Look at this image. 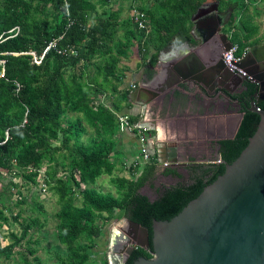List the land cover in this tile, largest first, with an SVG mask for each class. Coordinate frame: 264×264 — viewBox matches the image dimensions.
<instances>
[{
	"label": "trees",
	"instance_id": "1",
	"mask_svg": "<svg viewBox=\"0 0 264 264\" xmlns=\"http://www.w3.org/2000/svg\"><path fill=\"white\" fill-rule=\"evenodd\" d=\"M66 1L69 17L64 0H0V174L10 175L8 194L16 205L27 203L13 180L19 177L23 185L43 183L56 196V236L66 255L58 256L55 264H109L106 258L91 257L104 226L123 217L146 228L151 239L153 220L171 219L223 174L225 165L247 146L260 118L246 110L235 136L218 142L219 159L188 166L187 178L169 168L159 174L150 153L139 174L116 175L111 155L117 115H128L134 124L138 119L130 113V91L120 88L127 70L120 68L121 59H128L136 47L137 68H144L150 80L162 51L191 41V17L205 0H131L128 10L134 8L144 29L134 17L121 19L123 7H110L115 0ZM219 1L221 8L238 7L232 0ZM97 7L103 10L98 13ZM231 23L235 31L230 40L238 45V55L264 40H251V32L236 37L237 27ZM51 41L56 49L35 64L31 53L40 56ZM68 49L76 54L57 52ZM256 107L264 110V103ZM88 129L93 134L83 141ZM102 175L108 176L115 193L95 189ZM159 176L180 181L156 187ZM145 188L155 197L145 194ZM30 209L42 210L38 205ZM13 221H19L21 232H11V241L3 245L2 227L8 219L0 210V259L17 254L22 264H43L29 246L30 238L26 251L18 248L44 223L38 217L20 220L19 213ZM150 252L151 242L148 251L136 249L126 264L150 258Z\"/></svg>",
	"mask_w": 264,
	"mask_h": 264
},
{
	"label": "water",
	"instance_id": "2",
	"mask_svg": "<svg viewBox=\"0 0 264 264\" xmlns=\"http://www.w3.org/2000/svg\"><path fill=\"white\" fill-rule=\"evenodd\" d=\"M218 5L200 7L191 17L192 33L199 37L192 52L169 69L163 81L165 70L158 66L160 71L148 82L129 92V102L144 105L185 85L197 103L207 108L212 102L221 104L228 87L236 88L242 81L257 85L256 102L264 101V41L248 48L238 63L247 77L231 73L223 63V53L232 44L223 32L231 13L229 9L220 12ZM249 111L260 120L247 146L177 215L169 220H153L151 239L148 230L138 223L126 218L114 220L106 255L109 264H117L115 257L123 264L138 248L148 251L150 242L151 257H141L133 264H264V110L253 104ZM242 118L243 114L230 139ZM187 164L171 163V167L184 168ZM118 239L123 243L120 250H115Z\"/></svg>",
	"mask_w": 264,
	"mask_h": 264
},
{
	"label": "crops",
	"instance_id": "3",
	"mask_svg": "<svg viewBox=\"0 0 264 264\" xmlns=\"http://www.w3.org/2000/svg\"><path fill=\"white\" fill-rule=\"evenodd\" d=\"M232 1L238 3L237 8H221L219 0H205L200 7L210 9L212 5L218 3L220 12L230 10L231 15L228 23L230 31L229 34L226 32L228 36L233 35L235 31L234 28L230 27L231 21L234 19L239 21L241 20L240 18L251 13L252 20L258 25L255 32L257 33L256 39L264 38V1L257 2L253 0L255 5H261V7L257 6L255 8L251 6L250 0ZM130 4L131 0H115L112 2V8L116 9L121 6L124 13V10L127 11ZM102 10L97 7L98 13ZM128 11H130L129 17L135 14L134 8ZM193 29L194 25L192 24L191 41L181 43L169 49L167 48L160 53L155 70L157 73L160 71V67L158 66L164 68L165 75H163L164 77L161 78V81L169 76V69L172 70L174 65L180 64L192 52L193 47L199 44V37H194L192 33ZM247 31H240L242 33L240 37L242 38ZM253 39L251 37V40ZM136 53L130 65L126 63V76L123 84L120 86L121 89L125 88L130 92L135 86L140 85V83L148 82L144 76V68H137L140 58L138 52ZM189 92L188 87L181 85L173 93H166L159 99L153 98L151 102L144 105L131 102L130 113L138 118L135 122L136 125L149 132L150 138L147 149L157 160L158 173L163 172L164 168L162 164L164 162L182 164L190 161L198 162L200 155H207L217 141L228 140L231 137V112L226 102L221 100V104L217 105L212 102L207 108H204L197 103V99L192 94H189ZM149 96L147 97L151 98ZM114 139L116 142L115 152L111 156L116 161V173L127 172V176H120L125 178H130L134 173L139 174L144 162L140 155L136 134L117 129L114 133ZM216 159H219V156L211 162ZM169 168L176 170L182 178H185L182 172H180L181 167L172 168L170 166ZM160 178L168 179L171 184L180 181L171 176Z\"/></svg>",
	"mask_w": 264,
	"mask_h": 264
},
{
	"label": "rangeland",
	"instance_id": "4",
	"mask_svg": "<svg viewBox=\"0 0 264 264\" xmlns=\"http://www.w3.org/2000/svg\"><path fill=\"white\" fill-rule=\"evenodd\" d=\"M257 1V0H255ZM128 2V1H127ZM258 2V1H257ZM255 2L253 0H250V4L253 8L255 7H261V5H255ZM258 4V3H256ZM124 5V4H122ZM112 7V3L110 5ZM125 7V6H124ZM126 8V7H125ZM102 9V8H101ZM255 10V9H252ZM121 14V19H125L129 16L130 11H126ZM100 13V12H99ZM254 15V13H253ZM241 17V15H240ZM251 13H248L244 17L240 18L241 20L236 21L233 20V23L237 27V34H235L236 37L241 36L240 31H247V33L251 32L250 37L256 39L257 33V27L258 25L254 23V20H252ZM92 22V21H91ZM244 26H242L243 24ZM245 27V29H244ZM229 34V27L225 29ZM255 33V34H253ZM232 37V35H231ZM234 41L236 38L233 39ZM136 47L132 49L131 52L128 53L129 58L128 59H121L120 68L127 67L128 63H130L133 60V56L136 55ZM72 116V115H69ZM88 132L82 137L83 141L86 140L90 135L93 134V131L91 129L87 130ZM117 170V169H116ZM127 173V172H126ZM125 172L124 173H116V175L119 176H127ZM160 174V173H159ZM16 177V176H15ZM161 177V176H160ZM157 177L156 183L164 184V185H170V181L166 178H160ZM11 177L10 175L3 176L0 174V191L3 192V194L0 197V210L3 212L5 217L8 219V225L3 226L2 230L4 231V237L5 239L2 240V244L5 245L9 241H11L10 233H16L17 235L20 234V226L19 221L14 222L13 217L20 214V220L21 219H29L32 217H38L39 220L44 223V226L42 228H39L38 230L32 231L29 233L27 238L22 242L18 250L26 251L27 249V241L30 238V244L29 246L36 250L35 256H37L40 261L43 264H55L57 262V257H64L66 255V249L61 246L57 241L56 236V223L57 220L55 218V214L59 211L60 207L57 203L56 196L47 190V187H43L40 183L36 186H30L23 185V180L21 177L13 179L14 181L18 182L16 184V189L21 194V197L27 201L25 205H16V199L12 198L8 194V190L12 188L11 186ZM14 186V185H13ZM96 190L101 192H111L115 193L114 187L110 184L109 178L106 175H102L98 180L97 184L94 186ZM15 189V190H16ZM144 193L147 195H150L152 197L153 190H150L148 188L144 189ZM40 206L42 210L39 212L36 210H31V206ZM114 222V221H113ZM113 222H111L109 225L104 226L102 230V235L96 239L97 246L93 249V253L91 254V257L94 258V261H100L106 258L107 253V240H108V229L112 226ZM100 225V223H97ZM33 256H29V261H32ZM0 264H22V260L19 255H14L13 258L6 260V259H0Z\"/></svg>",
	"mask_w": 264,
	"mask_h": 264
},
{
	"label": "built area",
	"instance_id": "5",
	"mask_svg": "<svg viewBox=\"0 0 264 264\" xmlns=\"http://www.w3.org/2000/svg\"><path fill=\"white\" fill-rule=\"evenodd\" d=\"M259 2L264 1V0H257ZM64 11H65V15L67 17H69V7L67 5V1L64 0ZM132 17H134L135 22L138 25L139 29H144L145 28V24L144 22H142L141 20H139L138 16L136 14L132 15ZM72 24V21H69V25ZM14 31L18 32V27H15L13 29ZM12 30V31H13ZM231 37V35H229V38ZM61 39V37H60ZM56 49V41H51L48 43V45L44 48V50L42 51L40 56H36L34 53H31L32 57H33V61L35 64L39 65L42 61V59L44 58V56L51 50H55ZM238 50L239 47L237 44L232 43L231 47L228 49V51L223 53V63L226 66V68L233 74L238 75V76H246L245 72L238 66L239 61L242 59L243 55L245 54V52H243L241 55H238ZM58 53L64 54V55H68L73 54L75 55L76 52L73 49H68V50H57ZM247 77V76H246ZM248 79H250L248 77ZM117 121H118V126L120 130H126L128 132H133L136 134L137 139H138V143H139V151H140V155L142 157V160L144 163H146L149 160V152L147 149L148 146V142H149V132H147L144 128L142 127H138L136 124L131 123L128 115H117ZM217 163H220V160L216 161ZM163 168H169L171 166V163L168 162H164L162 164ZM42 172H40L41 174ZM43 187H46L43 183H40Z\"/></svg>",
	"mask_w": 264,
	"mask_h": 264
},
{
	"label": "flooded vegetation",
	"instance_id": "6",
	"mask_svg": "<svg viewBox=\"0 0 264 264\" xmlns=\"http://www.w3.org/2000/svg\"><path fill=\"white\" fill-rule=\"evenodd\" d=\"M228 27H225L223 29V32H225L226 31L225 29ZM263 41L264 40H262L258 44L262 43ZM225 68H226V66H225ZM256 91H257V85L253 84L250 81H242L236 88L231 86V85L228 87V92H226L227 97L224 98L223 100L226 102V104L228 105L229 111L231 112V133H232L231 136L235 133V130H236L238 122L241 118V115L244 114V112L246 110H249L253 104L257 105V104L264 103V101L261 103L256 102V99H257L255 97ZM262 96H264V89L262 91ZM216 101H217V99H216ZM218 142H220V141H217L215 143L214 147L211 148V151L207 155L206 154L200 155V158H198L199 163L211 162L213 159H215L217 156H219L220 145L218 144ZM195 163H196V161H190V162H188L186 167L180 169L181 170L180 172H182V174L185 176V178L188 177V166L194 165ZM199 163H197V164H199ZM169 169H171V168H169ZM173 178H175V177H173ZM162 185H164V184L155 183L156 187H160ZM148 196L151 197L150 195H148ZM153 197H155L154 191H153V195L151 198H153ZM121 218H123V217H121ZM113 225L108 229V240H107V244H106V247L108 250L107 253L109 252L108 241H109L110 237H113L114 231L112 229L115 228V226H113ZM122 243H123V240L118 239L117 242H115V244H114L115 250H120ZM133 252H132V254H133ZM107 253H106V255H107ZM132 254L127 256V259L123 264H126L128 262V260ZM115 261L117 264H122V259L119 260L115 257Z\"/></svg>",
	"mask_w": 264,
	"mask_h": 264
}]
</instances>
